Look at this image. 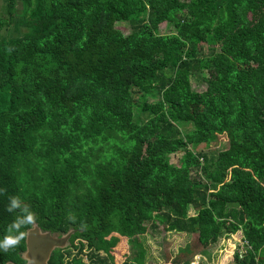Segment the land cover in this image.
Instances as JSON below:
<instances>
[{"label":"trees","instance_id":"1","mask_svg":"<svg viewBox=\"0 0 264 264\" xmlns=\"http://www.w3.org/2000/svg\"><path fill=\"white\" fill-rule=\"evenodd\" d=\"M2 1L0 239L18 196L75 231L67 264L157 230L196 235L173 264L237 231L233 264H264V0Z\"/></svg>","mask_w":264,"mask_h":264},{"label":"rangeland","instance_id":"2","mask_svg":"<svg viewBox=\"0 0 264 264\" xmlns=\"http://www.w3.org/2000/svg\"><path fill=\"white\" fill-rule=\"evenodd\" d=\"M4 4L0 0V16H3ZM4 17V16H3ZM16 20H18L16 18ZM15 20V21H16ZM119 29L127 30V25L125 23H120L117 25ZM25 31L24 28H22ZM13 27H9L8 31L3 32L4 35H13ZM204 54L209 52L208 47L205 45L203 47ZM193 87L199 91L203 92L206 89L204 81H201L199 76H195L192 79ZM149 102H154L153 98L148 99ZM138 102V100H137ZM140 102V101H139ZM138 102V103H139ZM184 132H189L192 130L191 125H185L182 128ZM228 144L226 139L219 137L215 142L204 146L205 152L218 153L227 149ZM182 153H176L169 156V161L173 165H177ZM198 171H191L192 178H198ZM195 213L189 211V216H193ZM196 235L194 234H177V233H164L159 230L149 231L148 234L141 237L135 238L131 241L125 240L118 245V255L116 261L121 262L124 257L128 256L127 262L125 264H135V258L140 255V243L143 244L145 257L143 258L145 264H173L174 257H177L186 246L196 245ZM244 241L242 240V233L237 231L230 236L221 238L217 243L211 245L206 249L203 254H197L193 257L191 264H233L234 256L240 249L243 248ZM197 246V245H196ZM242 252V251H241ZM85 262H89L87 258H84Z\"/></svg>","mask_w":264,"mask_h":264},{"label":"clouds","instance_id":"3","mask_svg":"<svg viewBox=\"0 0 264 264\" xmlns=\"http://www.w3.org/2000/svg\"><path fill=\"white\" fill-rule=\"evenodd\" d=\"M6 193L5 188H0V195ZM6 210L17 213L15 219L7 226L6 234L0 239V249L8 251L17 247L28 236L27 229L35 227L36 216L30 205L24 203L18 196H9Z\"/></svg>","mask_w":264,"mask_h":264},{"label":"water","instance_id":"4","mask_svg":"<svg viewBox=\"0 0 264 264\" xmlns=\"http://www.w3.org/2000/svg\"><path fill=\"white\" fill-rule=\"evenodd\" d=\"M27 254L28 264H49L52 251L56 247L64 248L69 246V239L75 233L70 230L67 234L54 237L51 232H44L38 225L28 230Z\"/></svg>","mask_w":264,"mask_h":264},{"label":"flooded vegetation","instance_id":"5","mask_svg":"<svg viewBox=\"0 0 264 264\" xmlns=\"http://www.w3.org/2000/svg\"><path fill=\"white\" fill-rule=\"evenodd\" d=\"M29 229H27V231ZM44 232H51V231L45 230ZM68 232L69 231L64 232L63 229H59V230L51 232V233L54 237L61 238L62 236H64ZM72 236L73 235H71V237L69 239V246L64 247V248L56 247L52 251V254H51L50 259H49V264H59V262H56V261H59V259L62 255L64 257V259H63L64 264H67V262L72 261V259L74 258V255H76V254H73V255L70 254V251L75 250L72 248V242H71ZM73 245H77V243L74 241ZM26 254H27V239H24L20 242V244L17 247L11 248L8 251H4V250L0 249V264H28L29 261L25 256Z\"/></svg>","mask_w":264,"mask_h":264}]
</instances>
